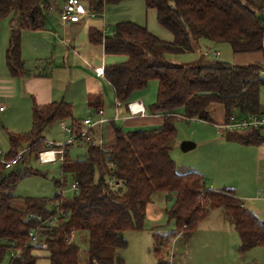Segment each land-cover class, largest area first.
Here are the masks:
<instances>
[{
    "label": "trees",
    "instance_id": "obj_1",
    "mask_svg": "<svg viewBox=\"0 0 264 264\" xmlns=\"http://www.w3.org/2000/svg\"><path fill=\"white\" fill-rule=\"evenodd\" d=\"M52 1L0 0V20L12 14L5 56L11 77L27 76L21 56V33L43 28V15L52 8ZM78 1L88 14L97 15L106 4L125 0ZM142 1L146 9L155 11L157 23L172 35V41H163L145 26L132 22L115 24L109 35L89 28L87 39L90 44L101 45L104 54L125 56L123 62L102 70L115 102L128 104L134 92L144 89L149 81L157 82L156 100L148 111L150 115L162 114V124L155 129L125 132L110 122L111 144L89 143L86 157L74 161L66 156L69 145L60 146V172L72 176L78 188L71 198L61 193L52 198L24 197L22 208L15 207L13 191L18 182L38 173L27 167L6 171L0 163V241H4L0 244V262L11 250L8 264H37L39 258L48 264H80L81 250L75 239H69L71 233L86 232V264H123L120 253L127 247L124 234L142 229L146 206L156 192L174 195L169 217L175 225V232L169 236L153 235L156 264H168L163 251L176 233L189 240L198 223L217 208L224 209L230 217L239 238V252L264 244V222L247 210L232 190L207 188L203 176L194 171L178 174L170 156L178 110L185 120L211 124L208 107L212 103L223 106L225 120L232 112L261 114L259 89L264 84V64L232 66L214 62L180 66L166 61L167 55L192 52L199 38L229 43L234 54H264L259 9L253 0ZM87 106L97 113L103 108V95L89 94ZM64 121H70L71 134L80 140L81 123L73 118L71 104L33 103L30 130L7 133L10 150L4 159L10 160L22 149L29 157H37L46 148L47 130ZM240 134L227 133V137L245 145L264 141L260 134ZM103 148L110 152L112 171L106 166ZM111 174L122 183L116 190L106 181ZM60 185L56 181L55 186ZM31 234L36 235L35 243Z\"/></svg>",
    "mask_w": 264,
    "mask_h": 264
},
{
    "label": "rangeland",
    "instance_id": "obj_2",
    "mask_svg": "<svg viewBox=\"0 0 264 264\" xmlns=\"http://www.w3.org/2000/svg\"><path fill=\"white\" fill-rule=\"evenodd\" d=\"M253 3L256 8L259 9L257 12L261 16L264 26V0H253ZM53 16L54 12L52 15L49 13L50 18ZM11 17L12 14L10 13L0 20V106L6 107V113L0 114V160H3L4 155H7L10 150L7 133H26L30 130L29 126H31L30 103H28L31 98L23 91L21 85L18 82L19 78H13L10 76L5 62ZM113 25L107 26V30L105 31L106 34L112 33V27H114ZM205 39L206 38L198 39V41H200L198 50L176 55H167L166 61L180 66H193L197 63L191 62H194L200 58H204L205 60L211 61L210 64L214 62H223L232 66L237 65L239 58L235 56L229 43L214 42L212 40ZM262 45L264 49V38ZM217 54L219 55L218 57ZM24 55L25 57L23 62L26 70L38 67L40 65V61H36L34 54L29 55L28 52H25ZM256 59L260 64H264V54L260 53L259 57L256 55ZM40 68L41 70L45 69L47 72H49L51 66L50 64L46 65L43 62ZM261 77L264 81V73L261 74ZM103 85L110 90V87L106 82L105 84L103 82ZM72 87L70 86L69 89H72ZM134 93L136 96H139L143 99L144 103L146 104L145 107L147 109V114H149L148 108L156 100L157 82L154 80L149 81L144 89ZM110 102L105 99V96L103 97V108L105 111L107 110L105 112V116L107 117L112 116V108H108L111 104ZM12 103H15L16 107L14 106L11 109ZM259 104L261 113L264 114V84H262L259 89ZM222 109L223 106L220 103L210 104L208 107V112L210 113V117H212L211 119L216 121L215 118L221 117ZM79 112L81 113L83 111L80 110ZM181 112L182 111L180 110L177 111L178 116L175 119L176 134L170 143V146L173 145L171 147L170 156L175 163L176 172L181 174L182 172H185V170H189L190 168L186 169L181 167V162H186L189 165L197 166L201 170L206 171L213 178L220 179L221 184L224 182L225 184H229L228 186L232 184L238 188L242 187L240 190L248 197L252 198V204L254 205L252 211L257 215L256 216L254 214L255 217L260 222H264V141L256 144L259 145L258 148H254L252 151L246 153L242 157L237 153H230L229 155H220V157H217L207 149L206 145L245 144L235 141L218 144L212 139L213 137L223 141L228 140L226 137L217 135L216 130L212 126L213 124L211 125V123L199 120H185L182 116H179L182 115ZM85 118L92 123L90 127L83 125L82 122ZM101 119V116L97 115V113L94 111H91L87 117H81V133L87 135L84 139L80 140H74V135H69L64 131V127L70 128L68 121L54 123L44 134L45 142L46 144L54 143L55 146L60 147L66 144L69 140H73V143L68 147L66 156L72 161L76 160L77 158H84L86 157V150L89 143L98 144L99 141H102L100 138L101 136L103 139V146H106L109 142V136H107V127L110 125L108 124L110 122L104 124V128L102 130L99 128L100 126L95 125ZM124 120H113L111 122H113L115 126L122 128V124L120 122ZM20 125L21 128L18 129V131H15ZM108 129L111 130L110 126ZM122 129L125 132L133 131L132 129ZM209 139L212 140L208 141ZM183 142H192L195 144V148L188 152H182L180 146ZM243 158L248 163H250V165L245 164ZM208 163L218 167L219 171H217L214 167H212V165H209ZM60 165L61 162L59 157H57L56 162L42 164L39 162L37 157L32 156L28 157L27 160L21 161L18 165L12 167L11 169L6 170H21L27 167L31 168L35 172L37 171L38 173L36 175L26 176L18 182L16 188L13 191V195L15 197L12 202L13 206L22 208L21 199L24 197L52 198L56 193H61L64 198H71L74 196L75 192L71 188L74 184L73 178L69 174L64 173V175H62L60 172ZM192 169L194 168L192 167ZM204 180L208 185V188H210L207 179ZM56 181H60L61 185L56 187ZM211 189L213 190L214 188ZM164 219L165 218H163L162 221ZM229 221V223H232L231 220ZM232 230L234 231V234H232L230 237H227V239L223 241L225 242L224 246L221 245L223 243L221 241H216L213 244L196 241L193 244V247L191 243L188 248H182L181 253H177L175 250V256L174 258L172 257V264H264V244L241 253L239 252L238 235L233 228ZM127 233L128 235H132L130 231L126 232V234ZM74 236L75 243L81 250L79 262L80 264H86L88 236L86 232L75 233ZM196 239L199 240V238ZM3 243L4 241H0V244ZM129 247L132 248L133 246L131 247V245H129ZM148 250L149 248L147 247L145 249V253L141 251H134L136 257H140V254H142V262H137V260H128L129 255L131 254L129 251L126 259L128 262H123V264H156L153 252H150L149 254ZM39 254L42 255V253ZM12 255V251L7 250L0 264H8ZM122 258H125L124 255H122ZM165 258L167 260L169 259L168 256ZM137 259L139 260V258ZM37 264L48 263L46 259L39 258Z\"/></svg>",
    "mask_w": 264,
    "mask_h": 264
},
{
    "label": "crops",
    "instance_id": "obj_3",
    "mask_svg": "<svg viewBox=\"0 0 264 264\" xmlns=\"http://www.w3.org/2000/svg\"><path fill=\"white\" fill-rule=\"evenodd\" d=\"M64 1L65 0L52 1V8H50L49 11L43 15L44 26L41 30L32 32L29 30H24L21 33L22 60L25 57L24 53L28 52L29 55H35L34 57L37 62L40 61V65L38 67L27 70L25 69L28 73L27 76L19 78L18 81L25 94L29 95L31 98V100L28 101V103H30V112L33 103L36 105H45L51 102L63 101L72 105L73 118H78V120H80L81 117H87L91 112L87 106V96L89 94H101L103 97L105 96V99H107L109 102L111 101V104L108 108H112L113 116H111L112 118L110 116H105V112L107 110L105 111L104 108L101 109L103 112L101 118L104 120V123L99 127L101 130L104 128V124L107 122H111L113 120L121 121L124 119V121L120 122L122 124V128L129 130H146L160 127L163 122V115L147 114V109L145 107L146 104L144 103L143 99L139 96H136L135 93L131 95L128 103L140 102L144 108L143 117L129 116L127 104H121L120 107L115 108L116 102L113 99L112 87L104 80L103 76H97L96 73L98 70L102 71L107 65L123 62L125 60V56L104 54L101 45L90 44L87 39V32L89 28L98 29L105 35H109L105 33L107 26L113 24L115 25L119 22H132L141 26H145L149 32L163 41H172V35L157 23L155 11L146 9L142 0H125L119 3L106 4L101 14H87L78 23H66L63 25L58 18L57 12L60 11ZM53 12L54 16L50 18L49 13L52 15ZM199 42L200 41L195 42L194 50H198ZM256 55L259 57L260 53L235 54V56L239 58L237 65L255 63V61H258L256 59ZM218 56L219 55L217 54V57ZM43 62L46 65L50 64L51 69L49 72H47L45 69L41 70L40 66L43 64ZM210 62L211 61L205 60L204 58H200L191 63L207 65L210 64ZM257 63H259V61ZM103 82L104 84L106 82L109 85L111 91L103 85ZM70 86H73L72 89H69ZM14 106L16 107L15 103H12L11 109ZM0 107L3 108L2 111H0V114L6 113V107ZM80 110L83 112L80 113ZM236 114L239 116L242 115L239 112ZM176 115L178 116V114ZM215 119L216 121L212 119L213 125H211L216 130L215 125L221 123L225 119L224 109L221 111V117ZM85 120L86 118L83 120V122ZM68 123L70 124V121H68ZM108 127L107 136H109L108 145H110L112 142V133ZM20 128L21 125L15 131H18ZM216 133L219 136L226 137L228 140L223 141L213 137L212 139L218 144H224L225 142L230 143V141L237 142L236 140L227 137V134L221 135L217 132V130ZM244 134L247 135L253 133H242L240 135ZM100 138L103 141L102 136ZM212 139H209L208 141H211ZM172 146L173 145H171V147ZM258 146L259 145L256 144L206 145L207 149L217 157H220V155H229L230 153H237L242 157L246 153L252 151L254 148H258ZM243 161L245 164L250 165V163L244 160V158ZM181 163L182 168H190L181 174L187 173L186 171H194L201 174L204 179H207L210 189L214 188L213 190L215 191L232 190L235 197L243 203L244 207L252 214H255L252 211L254 208V205L252 204V198L248 197L240 190L242 187L238 188L232 184L228 186L229 184H225L224 182L221 184L220 179L213 178L206 171L201 170L197 166L189 165L186 162ZM208 164L212 165L210 163ZM192 167L194 169H192ZM212 167L219 171V168L215 165H212ZM205 186L208 188L206 183ZM173 203V194L165 192H156L152 194L151 200L146 206L142 229L130 231L132 235H128V233L124 234V237L127 241V247L120 253L121 257L122 255L125 257L124 259L122 258L123 262H128L126 259L129 251L131 254L129 253L130 255L128 260H137V262H142V254H140V257H136L134 251H141L145 253V249L148 247V253L150 254V252H152L154 234L169 236L175 232L174 222L169 217V210ZM163 218L165 219L162 221ZM229 220L231 219L224 209L217 208L210 210L206 217L198 223L196 231L189 240H184L182 233L179 232L176 233V236L169 241L168 245L163 251L164 257H169L168 260L165 258L166 262L168 264H172V257L174 258L175 256V250L177 253H181L182 248H188L191 243L193 247V244L196 241L201 243L205 242L208 244H213L216 241L223 242L227 239V237H230L232 234H234V231L232 230V228L234 229L233 224L229 223ZM196 238H199V240ZM224 243L225 242H223L221 245L224 246ZM129 245L133 247L130 248ZM137 258H139V260Z\"/></svg>",
    "mask_w": 264,
    "mask_h": 264
},
{
    "label": "built area",
    "instance_id": "obj_4",
    "mask_svg": "<svg viewBox=\"0 0 264 264\" xmlns=\"http://www.w3.org/2000/svg\"><path fill=\"white\" fill-rule=\"evenodd\" d=\"M58 18L61 22V24H66V23H78L80 20L88 14L86 7H84L78 0H65L63 3V6L61 7L60 11H58ZM97 76H102V71L98 70L97 71ZM116 108L120 107L121 104L119 102H116ZM2 107H0V111H2ZM127 110L129 113V116L131 117H143L144 114V108L140 102H133V103H128L127 104ZM118 112V110H117ZM98 115L102 116L103 112L102 110H98L97 112ZM118 114V113H117ZM195 120V119H189ZM85 126H91L92 123L86 119L84 122ZM104 123V120L101 119L99 120L95 125L100 126ZM216 130L219 134L225 135L227 133H254V134H260L264 136V114H254V115H246V116H239L236 114V112L230 113L228 115V118L223 120L221 123H218L215 125ZM64 131L67 134H71V129L68 127H64ZM87 134H83L80 132V137L81 139H84ZM75 140V138H74ZM73 143V140H69L66 144L71 145ZM98 146H103L102 142L99 141L98 144H94ZM46 149L41 151L37 159L39 160L40 163L42 164H47V163H53L57 161V157L59 159H62V150L55 146L54 143H47L45 145ZM103 152L106 156V166L109 170L112 171L114 168L112 164V158L110 155V152L108 149L103 148ZM1 155V152H0ZM29 156L26 153V149H22L18 151V153L11 158L10 160H0V163L3 165L4 169L9 170L12 167L18 165L21 161L27 160ZM107 184L112 190L118 189L120 186H122L121 182L117 180L113 174L107 176ZM72 190L77 193L78 188L77 185L74 183L72 185ZM37 220L40 221L39 217ZM31 240L33 243L36 241V235L31 234ZM73 238L75 239V236L73 233H71L69 241H72Z\"/></svg>",
    "mask_w": 264,
    "mask_h": 264
},
{
    "label": "water",
    "instance_id": "obj_5",
    "mask_svg": "<svg viewBox=\"0 0 264 264\" xmlns=\"http://www.w3.org/2000/svg\"><path fill=\"white\" fill-rule=\"evenodd\" d=\"M194 147H195V144L192 142H183L180 146V149L182 152H188V151L192 150ZM100 179L103 180L102 177Z\"/></svg>",
    "mask_w": 264,
    "mask_h": 264
}]
</instances>
